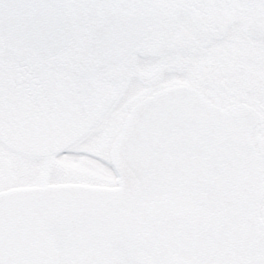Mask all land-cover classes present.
<instances>
[{
  "label": "snow or ice",
  "instance_id": "obj_1",
  "mask_svg": "<svg viewBox=\"0 0 264 264\" xmlns=\"http://www.w3.org/2000/svg\"><path fill=\"white\" fill-rule=\"evenodd\" d=\"M0 264H264V0H0Z\"/></svg>",
  "mask_w": 264,
  "mask_h": 264
}]
</instances>
